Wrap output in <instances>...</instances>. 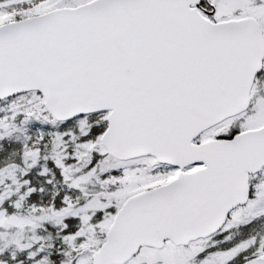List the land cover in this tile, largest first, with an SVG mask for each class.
Segmentation results:
<instances>
[{"label": "snow or ice", "instance_id": "6c2138e0", "mask_svg": "<svg viewBox=\"0 0 264 264\" xmlns=\"http://www.w3.org/2000/svg\"><path fill=\"white\" fill-rule=\"evenodd\" d=\"M0 264H264V0H0Z\"/></svg>", "mask_w": 264, "mask_h": 264}]
</instances>
